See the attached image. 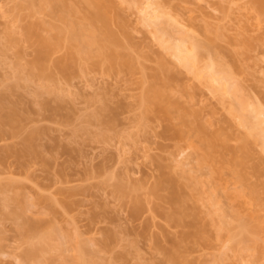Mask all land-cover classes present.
<instances>
[{
    "label": "rangeland",
    "instance_id": "rangeland-1",
    "mask_svg": "<svg viewBox=\"0 0 264 264\" xmlns=\"http://www.w3.org/2000/svg\"><path fill=\"white\" fill-rule=\"evenodd\" d=\"M70 3L0 0V264H264V0Z\"/></svg>",
    "mask_w": 264,
    "mask_h": 264
},
{
    "label": "bare ground",
    "instance_id": "bare-ground-1",
    "mask_svg": "<svg viewBox=\"0 0 264 264\" xmlns=\"http://www.w3.org/2000/svg\"><path fill=\"white\" fill-rule=\"evenodd\" d=\"M48 0H40V2L41 3H46ZM59 2L61 3V5H62V7H63V9H64V11H65V13H66V16H65V18H70L73 14H75L76 12H75V8L71 5V3H70V0H59ZM262 6V5H261ZM262 8V7H261ZM101 18H105V16H104V14H101L100 16H98V17H95L94 18V20H98V19H101ZM106 23V22H105ZM103 24H104V22H103ZM82 27V26H81ZM107 29H108V27H107ZM74 35H76V36H82V35H86L88 38H89V43L87 44V46H91L93 43H95L96 42V35L94 34V32H93V30H89V29H86V28H80L79 29V31L77 32H74L73 33ZM107 37H109V41L111 42L112 40H113V37L109 34ZM104 39V38H103ZM114 40H116V39H114ZM100 41H101V39H100ZM103 41H105V39L103 40ZM103 41H101V42H103ZM113 42H115V41H113ZM42 45L44 46V47H47L46 49H48L49 48V42L48 41H42ZM114 45H116L115 43H114ZM105 47V46H104ZM113 47V46H112ZM177 49H178V52H177V55H179L180 56V59H178L179 61L181 60V61H183L182 63L185 65V66H188L189 68L191 67L192 68V66H193V68H195L194 66V64H191L192 66H189L190 65V63L192 62V63H195V61L193 62V61H191L190 62V60L191 59H193V58H196L194 55L193 56H191L192 54H190V56H187V55H183L182 53H185V51L184 52H182L183 51V49H185V48H179V47H176ZM104 49H106V48H104ZM175 50V49H174ZM181 50V52H179ZM186 50H188V49H186ZM192 51V50H191ZM188 52H190V50H188ZM174 53H176V50L174 51ZM195 53V51H193V54ZM42 54V53H41ZM186 54V53H185ZM43 55V54H42ZM41 55V56H42ZM189 55V54H188ZM196 55V54H195ZM192 57V58H191ZM178 58V57H177ZM190 58V59H189ZM72 59H74V55L72 54V55H70V60H72ZM193 60H195V59H193ZM73 61V60H72ZM180 61V62H181ZM187 64V65H186ZM212 78V77H211ZM210 78V79H211ZM156 83H157V80H155V83H153L151 86H150V88H149V94L151 95V94H157L158 93V91L156 90ZM234 91V90H233ZM244 121V120H243ZM0 123H1V121H0ZM246 124V123H245ZM1 130H0V135H1Z\"/></svg>",
    "mask_w": 264,
    "mask_h": 264
}]
</instances>
